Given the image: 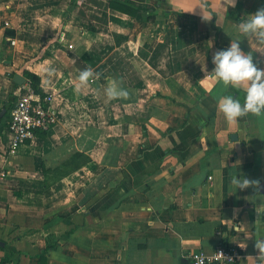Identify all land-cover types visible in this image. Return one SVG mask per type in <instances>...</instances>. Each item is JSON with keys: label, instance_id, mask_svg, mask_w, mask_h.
Wrapping results in <instances>:
<instances>
[{"label": "crops", "instance_id": "crops-1", "mask_svg": "<svg viewBox=\"0 0 264 264\" xmlns=\"http://www.w3.org/2000/svg\"><path fill=\"white\" fill-rule=\"evenodd\" d=\"M69 3L0 0V117L27 91L25 71L57 117L15 154L0 136V263L191 264L228 244L238 264H264V115L227 122L218 98L243 103L244 90L210 76L237 37L264 69V46L237 31L264 0H77L68 13ZM88 67L98 78L77 89ZM110 78L129 97L107 101ZM77 153L91 162L51 174ZM236 175L260 183L236 191Z\"/></svg>", "mask_w": 264, "mask_h": 264}, {"label": "clouds", "instance_id": "clouds-1", "mask_svg": "<svg viewBox=\"0 0 264 264\" xmlns=\"http://www.w3.org/2000/svg\"><path fill=\"white\" fill-rule=\"evenodd\" d=\"M232 6L235 0H229ZM237 31L244 37H254L257 45L264 46V8L258 9L254 14L243 17L237 26ZM242 39L237 37L230 41V46L221 49L213 56L211 77L222 83L225 87L243 88V103L241 99L229 93L218 98L217 108L229 123L238 122L240 118L249 113L256 116L264 115V69L253 61L252 52L245 53L240 47ZM98 73L91 67L81 70L77 77V89L90 85L98 78ZM129 90L122 86L117 78L108 79L104 88L107 101L129 97ZM231 183L238 189H245L251 184L258 185L259 181H250L248 178L233 176ZM264 207V206H261ZM256 248L264 254V239L256 240Z\"/></svg>", "mask_w": 264, "mask_h": 264}, {"label": "built area", "instance_id": "built-area-1", "mask_svg": "<svg viewBox=\"0 0 264 264\" xmlns=\"http://www.w3.org/2000/svg\"><path fill=\"white\" fill-rule=\"evenodd\" d=\"M30 83V82H29ZM53 97L40 95L29 85L11 111L10 124L6 129L9 153L15 154L20 147L32 143L38 133L50 132L57 117L52 110ZM242 253L237 247L223 244L212 253L197 250L190 255L191 264H238Z\"/></svg>", "mask_w": 264, "mask_h": 264}, {"label": "trees", "instance_id": "trees-1", "mask_svg": "<svg viewBox=\"0 0 264 264\" xmlns=\"http://www.w3.org/2000/svg\"><path fill=\"white\" fill-rule=\"evenodd\" d=\"M77 5V0H70L69 3V7H68V13L72 12L75 7ZM109 7L111 9L117 10L121 13H124L126 15H129L131 17H137L138 15V11L136 9H133L130 6L127 5H123L120 4L116 1H111L109 3ZM214 17L212 18V28L219 30V28L216 26V21H215V15H213ZM24 76L26 78H28L29 82H30V86L33 88V90L40 94V95H44L41 90H40V77H38L37 75L30 73L28 71L24 72ZM16 103V98L12 97L11 99V105H9V107L7 108L8 110V114H11L12 109L14 108ZM10 121H6V115L4 117H0V136L5 135V130L7 129V127L9 126ZM46 133L44 132H40L38 133V135H45ZM91 162V159L86 157L83 154L77 153L75 155H73L71 157V159H69L67 162H65L63 165H61L59 168H57L56 170H54L53 172H51L52 175H59L61 178L62 176H67L69 174H72L78 170H80L83 166L89 164ZM9 260H5L4 262L0 263V264H6L8 263Z\"/></svg>", "mask_w": 264, "mask_h": 264}, {"label": "water", "instance_id": "water-1", "mask_svg": "<svg viewBox=\"0 0 264 264\" xmlns=\"http://www.w3.org/2000/svg\"><path fill=\"white\" fill-rule=\"evenodd\" d=\"M14 80L19 85H23L25 82V79L20 75H17ZM3 112H5V111H3ZM260 188H261V191L264 192V183L261 184Z\"/></svg>", "mask_w": 264, "mask_h": 264}]
</instances>
